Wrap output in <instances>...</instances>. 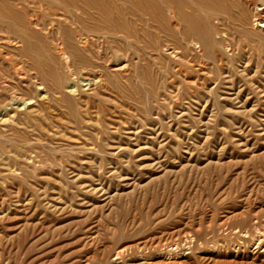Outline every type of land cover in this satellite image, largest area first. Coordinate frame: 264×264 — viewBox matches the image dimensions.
<instances>
[{
    "label": "rangeland",
    "instance_id": "1",
    "mask_svg": "<svg viewBox=\"0 0 264 264\" xmlns=\"http://www.w3.org/2000/svg\"><path fill=\"white\" fill-rule=\"evenodd\" d=\"M262 1L194 4L210 41L174 18L97 41L71 75L44 51L3 87L0 61V264H264Z\"/></svg>",
    "mask_w": 264,
    "mask_h": 264
},
{
    "label": "bare ground",
    "instance_id": "2",
    "mask_svg": "<svg viewBox=\"0 0 264 264\" xmlns=\"http://www.w3.org/2000/svg\"><path fill=\"white\" fill-rule=\"evenodd\" d=\"M23 1L16 0L8 5L9 2L0 0L1 43L19 45L17 51L21 57L13 58L0 45V61L8 64V71L1 74L3 87L7 86L3 79L6 77L18 82L26 81L32 74L28 73L29 69L35 76L41 71L52 72L54 67L41 61L44 51L52 52L48 56L52 60L57 57L71 75L82 68L79 63L84 64L94 55L92 49L97 41H107L117 35L123 42H137L141 41L140 36H151L154 29L172 35L169 24L173 18L181 36L193 32L204 41H210L201 27L203 22L193 8L194 4L204 10L223 5L222 0H37L40 5L45 3L47 6H18ZM263 11L264 0L254 5L252 14L253 24L261 28H264ZM126 43L132 47L133 54H139L134 43ZM97 52L99 55L102 53L100 50ZM93 77H85L88 80L86 84L93 82Z\"/></svg>",
    "mask_w": 264,
    "mask_h": 264
}]
</instances>
